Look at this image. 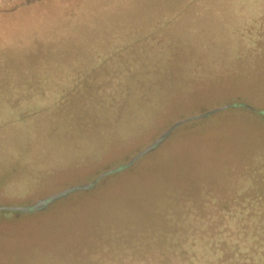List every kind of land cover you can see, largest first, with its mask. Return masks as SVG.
Returning <instances> with one entry per match:
<instances>
[{"label": "rangeland", "instance_id": "1", "mask_svg": "<svg viewBox=\"0 0 264 264\" xmlns=\"http://www.w3.org/2000/svg\"><path fill=\"white\" fill-rule=\"evenodd\" d=\"M27 1L0 2V207L88 184L225 108L39 215L0 214V264H113L153 244L143 227L184 177L192 198L244 187L226 176L264 156V122L234 108L264 110V0Z\"/></svg>", "mask_w": 264, "mask_h": 264}, {"label": "trees", "instance_id": "2", "mask_svg": "<svg viewBox=\"0 0 264 264\" xmlns=\"http://www.w3.org/2000/svg\"><path fill=\"white\" fill-rule=\"evenodd\" d=\"M234 108L252 111L264 122V110L243 103L238 106L234 104ZM253 158L256 167L251 161L249 165H241V169L235 170V173L228 170L227 179H235L243 183L244 187L236 191H224L220 194L224 195L223 198L218 197V194L211 199H205V196L201 198V194L192 198L193 183L184 177L181 191L166 193L164 199L168 202L167 206L154 207L158 208L153 213L158 215L156 232L152 233L151 222V226L143 227L147 235L151 236L153 244L137 247L139 249L119 248L124 250L125 258L111 256L115 258L113 264H264V156L260 160ZM125 164L102 172L88 184L67 187L66 190L71 189L68 193L48 202L42 211L45 212L55 202L69 195L93 189L106 175L130 167H124ZM102 190L95 193L98 195L95 198L100 196ZM41 209H37L35 204L0 207V214L17 212L19 215L27 213L33 216L39 215ZM152 247L154 251L148 257L147 252Z\"/></svg>", "mask_w": 264, "mask_h": 264}, {"label": "water", "instance_id": "3", "mask_svg": "<svg viewBox=\"0 0 264 264\" xmlns=\"http://www.w3.org/2000/svg\"><path fill=\"white\" fill-rule=\"evenodd\" d=\"M225 108V106L220 107V108H216V109H212L209 110L203 114H199L193 117H188L185 118L184 120L181 121H177L174 124H172L168 129L164 130L160 136L157 137L156 140H154L150 145H148L146 148L142 149L140 152H138L135 156H133L126 164L124 167L130 166L132 164H134L139 158L143 157L144 155L148 154L149 152H151L152 150H154L175 128H177L179 125L193 120V119H198V118H203V117H207L210 114H213L215 112H219L220 110H223ZM91 185V184H90ZM88 186V185H87ZM86 187L83 186V188ZM69 189H65V190H61L59 192H56L52 195H50L49 197L45 198V199H41L39 200L37 203H35L36 208H43L44 205L48 204V202L54 201L56 199H59L60 197H63L66 193L69 192Z\"/></svg>", "mask_w": 264, "mask_h": 264}, {"label": "flooded vegetation", "instance_id": "4", "mask_svg": "<svg viewBox=\"0 0 264 264\" xmlns=\"http://www.w3.org/2000/svg\"><path fill=\"white\" fill-rule=\"evenodd\" d=\"M30 1H31V0H30ZM30 1H27V3H31ZM0 2H1V0H0ZM4 7H5V6H1V5H0V9H2V10H0V13L5 12V11H9V10H3ZM20 7H22L21 3L18 4V5H16L15 8H13L12 10L19 11V10H17V9H19ZM6 9H7V8H6ZM20 9H21V8H20Z\"/></svg>", "mask_w": 264, "mask_h": 264}]
</instances>
